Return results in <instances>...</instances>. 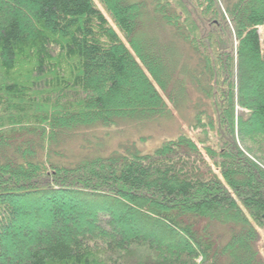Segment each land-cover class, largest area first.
I'll return each mask as SVG.
<instances>
[{"label": "trees", "instance_id": "1", "mask_svg": "<svg viewBox=\"0 0 264 264\" xmlns=\"http://www.w3.org/2000/svg\"><path fill=\"white\" fill-rule=\"evenodd\" d=\"M98 1L117 28L95 0H0V264H264V0ZM190 92L193 136L50 155Z\"/></svg>", "mask_w": 264, "mask_h": 264}, {"label": "rangeland", "instance_id": "2", "mask_svg": "<svg viewBox=\"0 0 264 264\" xmlns=\"http://www.w3.org/2000/svg\"><path fill=\"white\" fill-rule=\"evenodd\" d=\"M95 2L105 12L110 24L117 28L101 3L98 0ZM263 31L264 28L261 27L260 32L263 33ZM250 82V88L257 85V80ZM197 99L198 95L195 92H190L177 109L171 107L168 115L158 118L119 119L115 124L107 127L95 123L65 130L57 137L50 150H47L51 156L54 154V150L59 151L62 156L54 155V159L60 160L64 164L76 163L85 156L108 155L113 151L140 150L142 153H153L164 141L176 137L180 132L194 135L190 123L194 115L192 105ZM141 227L144 226L139 228ZM98 228L102 229L104 226L100 224ZM158 232L161 236L163 235L162 231ZM261 246L264 250V231ZM136 251L137 249H133V252Z\"/></svg>", "mask_w": 264, "mask_h": 264}]
</instances>
